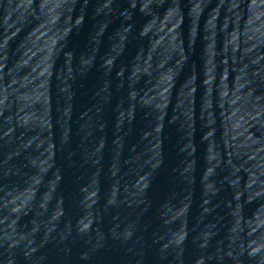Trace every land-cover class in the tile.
<instances>
[{
  "label": "water",
  "instance_id": "95a60500",
  "mask_svg": "<svg viewBox=\"0 0 264 264\" xmlns=\"http://www.w3.org/2000/svg\"><path fill=\"white\" fill-rule=\"evenodd\" d=\"M0 264H264V0H0Z\"/></svg>",
  "mask_w": 264,
  "mask_h": 264
}]
</instances>
